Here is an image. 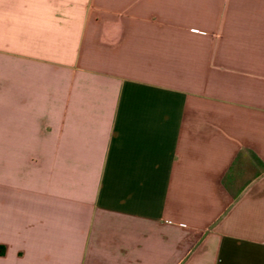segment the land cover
I'll use <instances>...</instances> for the list:
<instances>
[{"label": "crops", "instance_id": "obj_1", "mask_svg": "<svg viewBox=\"0 0 264 264\" xmlns=\"http://www.w3.org/2000/svg\"><path fill=\"white\" fill-rule=\"evenodd\" d=\"M0 264H264V0H0Z\"/></svg>", "mask_w": 264, "mask_h": 264}]
</instances>
